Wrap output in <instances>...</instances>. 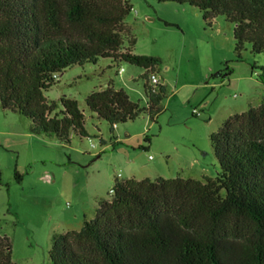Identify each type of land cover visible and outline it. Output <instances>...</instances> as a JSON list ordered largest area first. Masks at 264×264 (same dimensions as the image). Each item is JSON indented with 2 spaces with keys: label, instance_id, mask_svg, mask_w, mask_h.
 <instances>
[{
  "label": "trees",
  "instance_id": "trees-1",
  "mask_svg": "<svg viewBox=\"0 0 264 264\" xmlns=\"http://www.w3.org/2000/svg\"><path fill=\"white\" fill-rule=\"evenodd\" d=\"M156 1L196 7L207 23L222 16L232 24L238 57L245 44L253 53L264 50V0ZM130 9L127 0H0V108L28 118L35 134H54L64 143L70 130L87 136L77 101H48L44 92L67 67L109 58L143 68L145 103L109 80L86 96V107L110 132L140 114L155 120L166 88L147 78L159 58L134 54V38L126 41ZM230 73L227 68L224 75ZM210 143L214 177L115 178L112 196L98 200L91 219L51 236V263L264 264V102L226 118ZM0 264H14L2 234Z\"/></svg>",
  "mask_w": 264,
  "mask_h": 264
},
{
  "label": "rangeland",
  "instance_id": "rangeland-1",
  "mask_svg": "<svg viewBox=\"0 0 264 264\" xmlns=\"http://www.w3.org/2000/svg\"><path fill=\"white\" fill-rule=\"evenodd\" d=\"M127 1L125 38H134V54L159 58L150 73L166 88L162 110L155 120L140 114L110 132L85 105L91 91L112 80L130 100L143 105L145 98L143 68L109 58L67 67L44 92L48 101H77L87 136L70 130L64 143L54 134H35L28 118L0 108V234L10 241L14 264H52L51 236L91 219L98 200L112 196L115 178L214 177L218 164L210 135L229 116L264 102V50L253 53L245 44L238 57L232 24L222 16L207 23L185 3ZM227 68L231 73L225 76Z\"/></svg>",
  "mask_w": 264,
  "mask_h": 264
},
{
  "label": "built area",
  "instance_id": "built-area-1",
  "mask_svg": "<svg viewBox=\"0 0 264 264\" xmlns=\"http://www.w3.org/2000/svg\"><path fill=\"white\" fill-rule=\"evenodd\" d=\"M122 71V68L118 69V73H120ZM149 81L151 84H155V83H158V77L156 74L154 73H150L149 74ZM192 113L195 114V115H199V112L195 109L192 110ZM114 127H115V124H114ZM91 147L93 148L94 145L91 144ZM110 191L112 192V188L110 189Z\"/></svg>",
  "mask_w": 264,
  "mask_h": 264
},
{
  "label": "crops",
  "instance_id": "crops-1",
  "mask_svg": "<svg viewBox=\"0 0 264 264\" xmlns=\"http://www.w3.org/2000/svg\"><path fill=\"white\" fill-rule=\"evenodd\" d=\"M120 68H122V67H119L118 69H120ZM118 69H117V71H116V74H121L122 73V71H123V69H122V71L120 72V73H118ZM131 78H132V76H131ZM133 79V78H132ZM160 83V82H159ZM106 84L107 83H105L102 87H104V86H106ZM113 84V86H114V83H112ZM115 87V86H114ZM115 88H117V87H115ZM116 141H118V139H116ZM119 151H121V152H125V150L123 149V148H120L119 149Z\"/></svg>",
  "mask_w": 264,
  "mask_h": 264
}]
</instances>
